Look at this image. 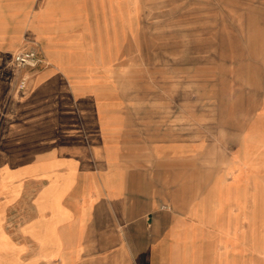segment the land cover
Masks as SVG:
<instances>
[{"label": "crops", "instance_id": "obj_1", "mask_svg": "<svg viewBox=\"0 0 264 264\" xmlns=\"http://www.w3.org/2000/svg\"><path fill=\"white\" fill-rule=\"evenodd\" d=\"M128 4L0 0L6 46L46 62L0 114V264H264V104L230 144L127 139L107 80Z\"/></svg>", "mask_w": 264, "mask_h": 264}, {"label": "rangeland", "instance_id": "obj_2", "mask_svg": "<svg viewBox=\"0 0 264 264\" xmlns=\"http://www.w3.org/2000/svg\"><path fill=\"white\" fill-rule=\"evenodd\" d=\"M128 3L131 25L117 36L107 80L122 110L123 136L145 144L168 137L230 144L264 104V0ZM7 35L0 33V114L24 89L13 50L31 45L25 37L9 48Z\"/></svg>", "mask_w": 264, "mask_h": 264}, {"label": "built area", "instance_id": "obj_3", "mask_svg": "<svg viewBox=\"0 0 264 264\" xmlns=\"http://www.w3.org/2000/svg\"><path fill=\"white\" fill-rule=\"evenodd\" d=\"M12 66L16 70H20L24 67H39L43 62V55L37 47H28L16 51L12 54ZM27 83V76L22 75L18 81V86L20 89H23Z\"/></svg>", "mask_w": 264, "mask_h": 264}]
</instances>
